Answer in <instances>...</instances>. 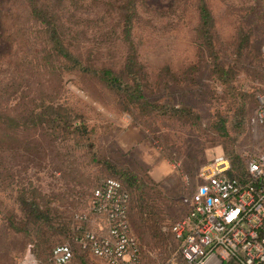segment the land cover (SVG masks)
I'll list each match as a JSON object with an SVG mask.
<instances>
[{"label":"rangeland","instance_id":"rangeland-1","mask_svg":"<svg viewBox=\"0 0 264 264\" xmlns=\"http://www.w3.org/2000/svg\"><path fill=\"white\" fill-rule=\"evenodd\" d=\"M60 48L166 109L143 113ZM263 90L264 0H0V264H56L53 248L71 242L115 171L152 195L169 229L210 158L224 150L245 164L264 149L252 122ZM132 224L144 264L178 263L170 233ZM66 264L106 263L77 247Z\"/></svg>","mask_w":264,"mask_h":264},{"label":"built area","instance_id":"built-area-1","mask_svg":"<svg viewBox=\"0 0 264 264\" xmlns=\"http://www.w3.org/2000/svg\"><path fill=\"white\" fill-rule=\"evenodd\" d=\"M252 117L264 126V90ZM202 182L188 211L169 227L187 264H264V149L241 171L220 151L201 168ZM131 196L122 181L106 177L93 189L87 213L78 215L76 241L106 264H144L130 216ZM70 243L57 245L56 264L73 259Z\"/></svg>","mask_w":264,"mask_h":264},{"label":"trees","instance_id":"trees-1","mask_svg":"<svg viewBox=\"0 0 264 264\" xmlns=\"http://www.w3.org/2000/svg\"><path fill=\"white\" fill-rule=\"evenodd\" d=\"M201 21H202L201 32L204 34L206 33L205 31H209V29L213 25L212 14L206 3H203V5L201 6ZM59 52H61L63 56H67L69 59L73 60L74 61L73 65H78V68H81L82 70H89L93 75L103 80L110 88L121 92L125 97L128 98V100H130L131 103H133L137 107L142 108L143 113L152 112L155 110L158 112H162L164 111L163 109H166L165 107H161L155 103L147 101L142 93L139 83L132 84L124 81L123 78L118 73H116L110 68L96 69V68L86 67L83 64H81L79 60L75 59V57L64 48H60ZM171 110L173 114L178 112L177 108ZM222 151L225 155H227L231 159L233 170L239 172L244 168V161H242V159H240L239 156L229 155L224 150ZM115 173H116L115 175H109L107 177H115L120 181H122L128 192L130 193L131 200L129 206V216H130L131 224L133 222L135 223V220L137 219L139 225L142 224L143 227L145 228L151 227V229H153V231H155L156 234H158V232L160 233V231L170 233L173 237V240L176 242L177 250H178L179 243L177 242L174 234L170 231V229H168V227H165L163 224L164 223V221H162L164 220L163 207L160 205H156V203H154V198L152 197V195L146 193L142 194V191L140 192L138 187L136 188V180L133 177V175L130 174L128 171H115ZM133 188L137 190L136 194L133 192ZM27 205L28 207L26 211L30 213V217L32 219L41 220L47 225L52 224V219L49 217L47 212L40 209L36 203H27ZM132 228H133V224H132ZM79 233L80 230L75 229V231H73L70 238L71 242H67L70 243L73 247V251H74L73 258L76 256L77 247L80 248L81 251L90 254L87 250L82 248L79 242L76 241V237ZM178 255H179L178 263L176 262L174 264H187L179 253Z\"/></svg>","mask_w":264,"mask_h":264}]
</instances>
